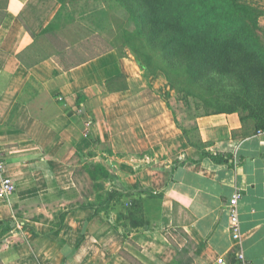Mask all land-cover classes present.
Segmentation results:
<instances>
[{"label":"crops","instance_id":"1","mask_svg":"<svg viewBox=\"0 0 264 264\" xmlns=\"http://www.w3.org/2000/svg\"><path fill=\"white\" fill-rule=\"evenodd\" d=\"M86 17L73 0H0V155L15 184L0 195V264H264V130L235 112L184 132L170 97L139 91L159 72L99 49Z\"/></svg>","mask_w":264,"mask_h":264},{"label":"trees","instance_id":"2","mask_svg":"<svg viewBox=\"0 0 264 264\" xmlns=\"http://www.w3.org/2000/svg\"><path fill=\"white\" fill-rule=\"evenodd\" d=\"M117 1L135 25L126 45L142 69L165 75L176 99L186 103L189 118L236 112L258 132L264 130V27L258 6L246 0ZM168 107L187 132L176 109ZM210 107L216 111L205 110ZM208 156L229 161L222 154ZM89 171L109 174L100 164ZM38 201L13 203L15 216L24 217L26 205ZM0 226L2 235L11 230L10 220Z\"/></svg>","mask_w":264,"mask_h":264},{"label":"rangeland","instance_id":"3","mask_svg":"<svg viewBox=\"0 0 264 264\" xmlns=\"http://www.w3.org/2000/svg\"><path fill=\"white\" fill-rule=\"evenodd\" d=\"M246 1L253 3L263 11L262 16L260 17V24L264 27V0ZM73 11L75 16L81 13L88 14L89 17H86L87 20L85 24L89 27H85V25V29L92 30L97 27L100 29V35L97 37L98 39H95L96 42L103 44L99 47V49L114 48L118 52L123 64L125 63L124 65L127 70L129 67L135 66V64L141 68L138 64L137 56L129 49L125 42V36L128 35V37H131L133 30L135 29V25H133L131 20H129L124 7H121L117 0H73ZM76 22L80 24L79 21H75V23ZM91 40L94 39L92 38ZM146 74L148 73L146 72ZM159 75L161 79L159 81L163 82L164 86L163 83L160 85V82L157 83V86L155 85L156 88L147 86V84L143 86L145 81L139 80V86L141 87L139 88V91H144L147 96L153 94L152 96H154V98H156L155 95L158 94H164L170 97L168 104H171L173 108L176 109L177 116H179L181 122L186 124L188 127L187 130L191 132V135L195 134L194 130L196 126L194 119L189 118L191 114L186 112L188 110L186 103L184 100L176 99L175 88L170 82H168V80H166V77L162 72H159L158 76ZM159 99L161 98H157L156 101H159ZM202 110L204 111V109ZM205 110L210 112L216 111V109H212V107ZM31 204L32 203L26 205L28 210L31 208ZM32 213L33 211L31 210L28 214L32 215Z\"/></svg>","mask_w":264,"mask_h":264},{"label":"built area","instance_id":"4","mask_svg":"<svg viewBox=\"0 0 264 264\" xmlns=\"http://www.w3.org/2000/svg\"><path fill=\"white\" fill-rule=\"evenodd\" d=\"M5 170V162L0 155V195L4 197H8L15 190V184L10 176L4 174ZM240 197V193L236 192L232 199L228 203V208L230 212L231 219V229L240 236V217H239V209H238V200ZM237 260L239 264H251L242 252L237 254ZM222 262V259L219 260Z\"/></svg>","mask_w":264,"mask_h":264}]
</instances>
